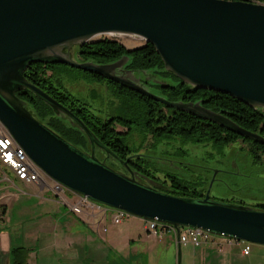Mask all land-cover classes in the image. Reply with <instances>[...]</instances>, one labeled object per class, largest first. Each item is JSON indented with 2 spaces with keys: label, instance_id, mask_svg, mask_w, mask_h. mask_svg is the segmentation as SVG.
I'll use <instances>...</instances> for the list:
<instances>
[{
  "label": "water",
  "instance_id": "95a60500",
  "mask_svg": "<svg viewBox=\"0 0 264 264\" xmlns=\"http://www.w3.org/2000/svg\"><path fill=\"white\" fill-rule=\"evenodd\" d=\"M99 35L152 43L168 71L187 87L229 94L264 108V2L247 0H0V121L41 174L94 202L145 220L190 226L264 244V210L205 196H180L143 181L128 160L105 145L71 108L25 76L33 62L60 63L99 74L169 106L180 108L264 144V137L205 107L170 101L146 87V70H124L130 56L112 63L82 61L79 46ZM30 89L54 112L78 126L91 150L68 141L36 117L17 95ZM118 159L120 171L96 153ZM179 247L181 243L179 242ZM181 264V250L179 252Z\"/></svg>",
  "mask_w": 264,
  "mask_h": 264
},
{
  "label": "trees",
  "instance_id": "16d2710c",
  "mask_svg": "<svg viewBox=\"0 0 264 264\" xmlns=\"http://www.w3.org/2000/svg\"><path fill=\"white\" fill-rule=\"evenodd\" d=\"M247 1L264 2V0ZM77 55L82 61L90 60L96 63H112L124 56H130L131 60L126 62L125 67L132 70H146L141 80L146 87L154 85L161 93L167 94L165 98L170 101H201L205 107L222 112L240 126L264 137V108H253L226 93L187 87L177 75L166 69L164 61L150 42L139 47L128 48L116 39L103 38L79 46ZM48 70L51 71L50 74ZM68 70L84 73L87 78L82 81L85 83L99 85L102 83L105 87L103 91L116 96L120 107L124 108L126 113L101 118L80 104L69 95L70 92L66 87L67 77L75 79ZM25 76L30 82L71 108L116 155L123 160L129 159V166L140 175L142 180H150L156 187L160 183V178L156 171H153L151 164L143 159L151 156L141 154L140 147L130 145L128 137L131 134H138L143 140H152V146L155 148L164 142L171 144L178 141L184 146L202 145L220 151L224 147L241 141L245 144L253 162L264 166V144L260 141L244 137L217 122L169 106L99 74L66 64L33 62L27 67ZM170 77L177 82L170 81ZM74 79H72L73 82ZM17 95L31 105L30 109L42 122L81 149L91 150L86 134L68 119L58 116L51 106L30 89L20 90ZM117 125L126 128V131L117 130ZM181 151L183 154L186 153L183 148ZM166 176L169 177L170 184L167 185L169 190L164 191L195 198L205 196L206 191L203 186L199 188L191 185L190 181L170 173ZM164 182L167 184L168 180L165 179ZM257 208L264 210V203L259 204Z\"/></svg>",
  "mask_w": 264,
  "mask_h": 264
},
{
  "label": "crops",
  "instance_id": "0c3cea01",
  "mask_svg": "<svg viewBox=\"0 0 264 264\" xmlns=\"http://www.w3.org/2000/svg\"><path fill=\"white\" fill-rule=\"evenodd\" d=\"M0 169V264H177L174 244L182 264H230L234 247L241 245L221 238L179 247L170 233L160 237L148 231L138 216L128 214L115 223L104 207L84 206L76 213L54 194L46 175L40 183L20 180L31 192L20 199L19 210L27 216L17 222L24 227L13 234L6 230V220L9 203L20 194L10 191L16 183L6 170L12 171L2 163ZM67 201L76 203L78 196Z\"/></svg>",
  "mask_w": 264,
  "mask_h": 264
},
{
  "label": "rangeland",
  "instance_id": "374dc122",
  "mask_svg": "<svg viewBox=\"0 0 264 264\" xmlns=\"http://www.w3.org/2000/svg\"><path fill=\"white\" fill-rule=\"evenodd\" d=\"M103 38L116 39L128 48L146 44L145 39L119 35H99L94 37L93 40ZM78 58L82 60L79 56ZM70 72L75 76V79L67 77L66 82L68 84H66V87L70 92L69 95L80 104L86 106L91 112L101 118L112 114L126 113V110L120 107L116 96L103 91L105 87L102 86V83L100 85L98 83H85L82 81L87 78L84 73L77 70ZM48 73L50 74L51 71L48 70ZM170 78V81L177 82L174 78ZM72 79H74V82ZM148 88L159 90L154 85H149ZM162 96L167 97L168 95L162 93ZM116 128L119 131H126V128L120 125H117ZM128 140L132 147L141 148V154L151 156L144 157L143 159L145 162L151 164L153 171H156L160 178V183L157 184V187L162 190H169L167 185L170 182L169 177L166 175L170 173L190 181L191 185L199 188L203 186L205 191H207L211 181H213L210 196L215 200L239 203L251 207H257L259 204L264 203V166L253 162L245 144L241 141L224 147L223 150L219 151L202 145L188 144L184 146L178 141L171 144L164 142L155 148L152 146V140H143L138 134L129 135ZM180 148H183L186 153L183 154ZM101 156L103 158L104 154ZM109 163L112 162L108 161ZM114 167L116 169L119 167L118 170L123 171L122 169H124L123 172L129 173L125 165L119 164L118 167ZM2 173L3 171L0 169V174ZM6 174L14 179L16 183V187L11 188L10 191L20 194L18 198L14 197L9 203V221L6 220V230L17 234L19 232L18 229L20 230L24 227L23 223L17 224V222L27 216L21 214V210H19L20 199L25 197L26 192L29 193L31 191L27 187H24L23 183L12 172L6 170ZM46 179L48 184L53 187L55 184L53 179L48 176H46ZM165 179L168 180L167 184L164 182ZM143 180L148 182L146 179ZM45 192L48 193L47 190ZM66 196L72 198L76 196V193L66 188ZM217 237L222 238L223 236ZM220 238H217V240ZM226 238L228 237L222 239H225V242L229 243ZM236 241L238 240L234 239L231 242ZM239 243L241 245L234 247L230 264H264V244L242 240H239ZM246 244H250L251 250L248 254L242 255V248ZM174 247L176 249L177 264H179V249L176 244H174Z\"/></svg>",
  "mask_w": 264,
  "mask_h": 264
},
{
  "label": "built area",
  "instance_id": "2783aa9c",
  "mask_svg": "<svg viewBox=\"0 0 264 264\" xmlns=\"http://www.w3.org/2000/svg\"><path fill=\"white\" fill-rule=\"evenodd\" d=\"M0 163L6 165L16 176L17 179L22 180L26 183H40L42 180V175L38 166L33 162V160L28 156L27 152L19 145L13 135L0 121ZM54 186L52 190L54 194L61 199V201L66 202L70 208L76 212L81 213L84 206L87 207H104L105 210H110L113 213V221L119 223L123 218L128 215L127 212L121 209L110 208L104 204L97 203L89 199L84 195H77L78 201L76 203H70L67 201L66 188L60 183L54 181ZM145 227L148 231L156 233L158 236L162 237L167 233H171L174 240L179 244L182 243H192L195 246H200L203 244L217 243V236L208 230L202 228L181 226L179 233L175 226L172 224L160 222L158 220H145ZM229 238V239H228ZM226 238L229 242L234 240L233 238ZM221 239V238H220ZM237 240V239H235ZM239 242V240L237 241ZM251 250L250 244H246L243 253L248 254Z\"/></svg>",
  "mask_w": 264,
  "mask_h": 264
},
{
  "label": "flooded vegetation",
  "instance_id": "af4514ba",
  "mask_svg": "<svg viewBox=\"0 0 264 264\" xmlns=\"http://www.w3.org/2000/svg\"><path fill=\"white\" fill-rule=\"evenodd\" d=\"M124 70H132V69L124 66ZM141 80H142V78H141ZM96 153H97V155L99 157L104 154V157L101 158L102 157L101 156L100 158L101 159H105L107 163H108V161L112 162V163H109V165H111V166L113 165L112 167H114V166H117L118 167L119 164H122L118 159L114 158L112 155L110 157H108L107 156V153L105 151H103L102 149H100L99 147L96 148ZM114 168H116V167H114ZM122 170L124 171V169H122Z\"/></svg>",
  "mask_w": 264,
  "mask_h": 264
}]
</instances>
